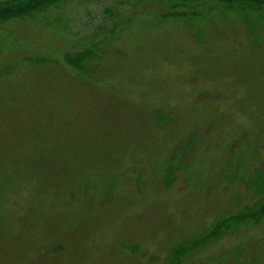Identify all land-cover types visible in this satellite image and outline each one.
<instances>
[{
  "label": "rangeland",
  "instance_id": "obj_1",
  "mask_svg": "<svg viewBox=\"0 0 264 264\" xmlns=\"http://www.w3.org/2000/svg\"><path fill=\"white\" fill-rule=\"evenodd\" d=\"M263 203V0L0 21V264H264Z\"/></svg>",
  "mask_w": 264,
  "mask_h": 264
},
{
  "label": "trees",
  "instance_id": "obj_2",
  "mask_svg": "<svg viewBox=\"0 0 264 264\" xmlns=\"http://www.w3.org/2000/svg\"><path fill=\"white\" fill-rule=\"evenodd\" d=\"M60 0H22L18 5L10 4L0 7V21L8 20L15 16H34L49 6L59 2ZM248 5H254L258 0H246ZM264 1V0H263ZM260 7V5H259ZM91 57L88 51L77 52L73 54H65L64 60L74 67L75 69H81L85 61ZM257 189V188H256ZM264 204V203H263Z\"/></svg>",
  "mask_w": 264,
  "mask_h": 264
}]
</instances>
